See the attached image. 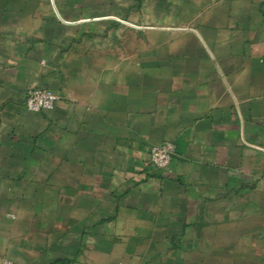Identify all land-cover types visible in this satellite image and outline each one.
Returning a JSON list of instances; mask_svg holds the SVG:
<instances>
[{"label":"crops","instance_id":"1","mask_svg":"<svg viewBox=\"0 0 264 264\" xmlns=\"http://www.w3.org/2000/svg\"><path fill=\"white\" fill-rule=\"evenodd\" d=\"M4 261L264 264V0H0Z\"/></svg>","mask_w":264,"mask_h":264},{"label":"built area","instance_id":"2","mask_svg":"<svg viewBox=\"0 0 264 264\" xmlns=\"http://www.w3.org/2000/svg\"><path fill=\"white\" fill-rule=\"evenodd\" d=\"M58 96L47 88L31 87L26 92V108L32 113L53 111L57 105ZM176 147L171 142L155 146L150 153V164L158 171L168 169L173 161ZM3 264H14L4 261Z\"/></svg>","mask_w":264,"mask_h":264},{"label":"rangeland","instance_id":"3","mask_svg":"<svg viewBox=\"0 0 264 264\" xmlns=\"http://www.w3.org/2000/svg\"><path fill=\"white\" fill-rule=\"evenodd\" d=\"M9 262H11V261H9ZM12 263H14V262H12ZM3 264V263H2ZM14 264H16V263H14Z\"/></svg>","mask_w":264,"mask_h":264}]
</instances>
